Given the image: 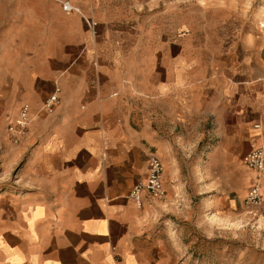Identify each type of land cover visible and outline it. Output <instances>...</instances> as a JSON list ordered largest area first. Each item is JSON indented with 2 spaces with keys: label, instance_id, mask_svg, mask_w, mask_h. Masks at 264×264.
I'll return each instance as SVG.
<instances>
[{
  "label": "crops",
  "instance_id": "1",
  "mask_svg": "<svg viewBox=\"0 0 264 264\" xmlns=\"http://www.w3.org/2000/svg\"><path fill=\"white\" fill-rule=\"evenodd\" d=\"M2 11L41 31L32 45L9 42L15 106L27 102L32 112L19 145L32 150L25 191L0 204V264H176L152 239L153 219L191 167H204L201 187L220 167L245 181L252 174L243 157L264 143L263 49L223 36L236 26L215 19L198 41L213 46L192 58L184 19L138 35V0H0ZM56 87L59 102L47 113ZM151 154L163 162L167 196L145 192L139 206L128 194L146 180Z\"/></svg>",
  "mask_w": 264,
  "mask_h": 264
},
{
  "label": "rangeland",
  "instance_id": "2",
  "mask_svg": "<svg viewBox=\"0 0 264 264\" xmlns=\"http://www.w3.org/2000/svg\"><path fill=\"white\" fill-rule=\"evenodd\" d=\"M10 14L0 12L1 205L8 197L25 191L22 174L31 160L32 150L19 145L22 139L14 143L7 128L21 109L15 106L10 37L23 38L26 44L32 45V39L38 38L41 31L38 21L31 19L18 26L22 13L15 12L16 17L12 19ZM172 17L186 20L191 27L193 37L187 46L192 58H205L206 45L198 43L204 39L201 25L215 19H222L224 24L233 22L236 27H224L223 36L249 37L256 53L262 48L264 57V0H138V35L148 34L146 31L151 34L156 29L168 32ZM13 24L14 30L8 31ZM212 46L207 44L206 47ZM201 169L204 167H191L190 181L176 188L166 206H160L151 226L152 239L167 247L176 264H264V199L263 204L253 210L244 203L253 171L247 168L252 174L245 181L234 167H220L219 179L201 187L198 182Z\"/></svg>",
  "mask_w": 264,
  "mask_h": 264
},
{
  "label": "built area",
  "instance_id": "3",
  "mask_svg": "<svg viewBox=\"0 0 264 264\" xmlns=\"http://www.w3.org/2000/svg\"><path fill=\"white\" fill-rule=\"evenodd\" d=\"M63 8L66 11H73L77 9L68 2H62ZM88 29L95 32L97 27L96 20L92 18H84ZM59 88L56 87L53 94H51L43 103L42 109L47 113L55 110L59 102ZM31 106L29 103H23L19 110L18 116L13 123H10L9 133L14 143L20 140L27 134L31 124ZM256 128H260L257 124ZM243 163L246 167L253 171L254 175L251 178V183L247 189L244 203L247 208L252 209L263 204V188H264V143L255 140L251 144L250 150L244 155ZM164 165L161 159L151 154L149 157L148 175L146 180L137 182L128 194L139 206H142L144 201V193L147 192L151 197L164 198L166 190L163 181ZM115 264H123L116 261Z\"/></svg>",
  "mask_w": 264,
  "mask_h": 264
}]
</instances>
